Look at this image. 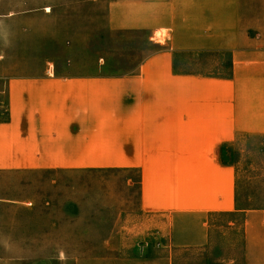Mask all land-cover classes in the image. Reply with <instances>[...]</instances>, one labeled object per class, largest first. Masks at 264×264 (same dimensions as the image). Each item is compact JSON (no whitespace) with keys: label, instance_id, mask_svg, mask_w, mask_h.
<instances>
[{"label":"crops","instance_id":"crops-1","mask_svg":"<svg viewBox=\"0 0 264 264\" xmlns=\"http://www.w3.org/2000/svg\"><path fill=\"white\" fill-rule=\"evenodd\" d=\"M249 7L108 0L107 29L165 33L114 70L93 68L84 38L61 40L57 8H38L27 33L28 11L0 6V172L136 170L144 219L115 231V264H264V205L238 198L229 160L240 143L264 150V16L243 23ZM203 56L217 69L193 67ZM220 214H241L239 244L232 219L210 221Z\"/></svg>","mask_w":264,"mask_h":264},{"label":"rangeland","instance_id":"rangeland-1","mask_svg":"<svg viewBox=\"0 0 264 264\" xmlns=\"http://www.w3.org/2000/svg\"><path fill=\"white\" fill-rule=\"evenodd\" d=\"M107 1L0 0V6L27 10V33L35 27L38 8H57L61 40L84 38L93 68L102 61L101 68L133 69L145 54L159 47L165 33L156 31L154 39L147 41L142 31L107 29ZM249 8L243 23L264 16V0H251ZM225 61L226 57L219 63L220 70L226 68ZM193 67L211 71L218 66L203 56ZM239 145L235 157L229 159L237 162L238 198L264 205V150L256 142L246 143L244 152L239 151L243 143ZM143 219L134 169L0 172V264H115L116 241L121 240L115 231L137 229ZM230 219L234 221L230 230L239 244L241 214L210 216L221 230ZM149 224L150 228L156 225L155 221ZM106 234L112 237L108 248L101 244Z\"/></svg>","mask_w":264,"mask_h":264}]
</instances>
